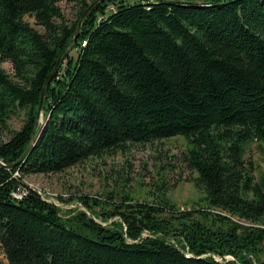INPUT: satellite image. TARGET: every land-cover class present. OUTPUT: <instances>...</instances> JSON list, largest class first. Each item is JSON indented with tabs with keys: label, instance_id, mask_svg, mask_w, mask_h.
Here are the masks:
<instances>
[{
	"label": "trees",
	"instance_id": "16d2710c",
	"mask_svg": "<svg viewBox=\"0 0 264 264\" xmlns=\"http://www.w3.org/2000/svg\"><path fill=\"white\" fill-rule=\"evenodd\" d=\"M62 1L0 0V62L15 71L0 65V128L26 114L0 140L6 164L29 146L45 82L90 6L73 0L78 13L67 24ZM193 1L103 0L86 17L47 88L31 151L0 167L7 264H264V176L256 180L245 159L248 143H264V0ZM175 136L188 141L184 160L206 208L125 199L97 212L103 202L91 197L64 218L24 181Z\"/></svg>",
	"mask_w": 264,
	"mask_h": 264
},
{
	"label": "rangeland",
	"instance_id": "374dc122",
	"mask_svg": "<svg viewBox=\"0 0 264 264\" xmlns=\"http://www.w3.org/2000/svg\"><path fill=\"white\" fill-rule=\"evenodd\" d=\"M87 1L90 4L93 2ZM59 5L65 22H74L78 13L76 3L73 0H64ZM25 19L44 32V28L34 17L27 15ZM73 54L77 56L76 51ZM0 65L14 75L11 62L3 61ZM25 119L24 111L12 115L8 121L9 130L0 128V140H9L13 131L22 127ZM41 124L42 119L38 126ZM188 146V141L183 136L148 143H131L127 150L112 151L102 157H90L62 172L25 175L24 181L55 202L64 218L71 216L73 210H86L81 201L91 197L99 198L103 202L95 208L97 212L103 211L105 207L109 209L107 204L110 202L118 203L125 199L134 202H169L182 210L206 208V193L197 186L195 180L198 173L184 160ZM245 159L250 163L256 180L264 176V143H248ZM211 211L227 214L218 209ZM234 219L245 225H253L244 219ZM98 221L101 222V218ZM261 255L264 258L263 252ZM217 259L222 260L220 257ZM0 260L7 264L1 248Z\"/></svg>",
	"mask_w": 264,
	"mask_h": 264
},
{
	"label": "water",
	"instance_id": "95a60500",
	"mask_svg": "<svg viewBox=\"0 0 264 264\" xmlns=\"http://www.w3.org/2000/svg\"><path fill=\"white\" fill-rule=\"evenodd\" d=\"M103 0H94L90 6L87 8V10L85 11L84 15L82 16L80 22H79V25H78V28L75 32V35L74 37L72 38L71 42H70V45L68 47V49L66 50V52L58 59L57 61V64L54 68V70L52 71V73L49 75L48 79L46 80L45 82V85H44V88H43V92H42V97H41V103H40V107H39V111H38V119H37V123L35 125V129H34V132H33V136H32V139L30 141V144L29 146L27 147L26 151L23 153V155L14 163L12 164H6L5 162H3L2 160H0V167L2 168H6V169H11L17 165H19L25 158L26 156L28 155V153L31 151L32 149V146L35 142V140L37 139L42 127L44 126V123H45V113H44V110H45V96H46V91H47V88L50 84V82L52 81L54 75L57 73V71L59 70L61 64L63 63V61L68 57V55L70 54L71 50L73 49V46L77 40V37H78V34H79V30L83 24V22L85 21L86 17L89 15V13L95 8V6L101 2ZM203 1L205 0H196V1H193L192 3L193 4H199V3H202ZM40 119H42V124L40 126V128L37 130V127H38V124L40 122ZM44 197H47L46 195H43Z\"/></svg>",
	"mask_w": 264,
	"mask_h": 264
},
{
	"label": "built area",
	"instance_id": "2783aa9c",
	"mask_svg": "<svg viewBox=\"0 0 264 264\" xmlns=\"http://www.w3.org/2000/svg\"><path fill=\"white\" fill-rule=\"evenodd\" d=\"M18 175H19V173L17 172V173L15 174V176H18ZM13 194H14L16 197L21 198V197L25 194V190H23V189H21V188H18V189H16V190H14Z\"/></svg>",
	"mask_w": 264,
	"mask_h": 264
}]
</instances>
